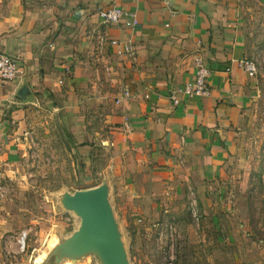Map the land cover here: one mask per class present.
<instances>
[{
  "label": "crops",
  "instance_id": "1",
  "mask_svg": "<svg viewBox=\"0 0 264 264\" xmlns=\"http://www.w3.org/2000/svg\"><path fill=\"white\" fill-rule=\"evenodd\" d=\"M262 6L264 0H0V53L20 67L16 81H0V167L49 111L78 145H108L117 191L144 198L145 216L174 193L206 204L254 99L255 77L239 64L248 60L250 18ZM112 7L133 14L138 26L128 27L130 19L104 25L100 12ZM198 59L211 72L209 94L190 99L182 90ZM101 116L105 134L95 127ZM9 239L0 228V259Z\"/></svg>",
  "mask_w": 264,
  "mask_h": 264
},
{
  "label": "rangeland",
  "instance_id": "2",
  "mask_svg": "<svg viewBox=\"0 0 264 264\" xmlns=\"http://www.w3.org/2000/svg\"><path fill=\"white\" fill-rule=\"evenodd\" d=\"M253 16L247 59L258 68L254 99L226 173L206 204L197 200L194 212L191 198L174 193L166 203L157 199L160 211L148 206L155 216H145L144 198L117 191L109 169L116 158L108 145H78L59 113L46 111L36 128L30 126L24 148L0 167V228L11 241L0 264H103L97 254L58 262L56 249L81 226L64 207V196L104 184L112 186L110 203L130 264H264V7ZM95 121L105 134L104 117ZM127 183L121 189L128 190Z\"/></svg>",
  "mask_w": 264,
  "mask_h": 264
},
{
  "label": "water",
  "instance_id": "3",
  "mask_svg": "<svg viewBox=\"0 0 264 264\" xmlns=\"http://www.w3.org/2000/svg\"><path fill=\"white\" fill-rule=\"evenodd\" d=\"M63 205L80 218L81 226L56 249L58 262L97 254L103 264H130L107 184L74 195L66 194Z\"/></svg>",
  "mask_w": 264,
  "mask_h": 264
},
{
  "label": "built area",
  "instance_id": "4",
  "mask_svg": "<svg viewBox=\"0 0 264 264\" xmlns=\"http://www.w3.org/2000/svg\"><path fill=\"white\" fill-rule=\"evenodd\" d=\"M100 18L102 23L106 26L111 25H119L122 22H126L130 19V23L126 25L129 26H138L139 22L137 19H134L133 14L124 11L118 7H112L108 10H102L100 12ZM113 45H117V42H112ZM120 54H123L121 51ZM125 53L132 54L133 49L132 46H128L126 48ZM240 68H242L250 77H255L258 73V68L255 62L246 60L242 61L239 64ZM196 73L193 82H189L183 88L182 93L192 99L196 97H205L209 94V86L208 79L211 75V72L208 68L205 67L204 63L198 59L196 60ZM20 67L18 61L14 60L10 56L6 54L0 53V81L3 83H12L19 78ZM123 98L130 100L132 99V94L128 91L123 93ZM175 105L179 104V101L176 98L172 99ZM193 211L197 212V203L195 199H192ZM26 237L22 238L25 240ZM26 242V241H25ZM20 243V242H19ZM22 243V242H21ZM23 249L25 245H22Z\"/></svg>",
  "mask_w": 264,
  "mask_h": 264
},
{
  "label": "bare ground",
  "instance_id": "5",
  "mask_svg": "<svg viewBox=\"0 0 264 264\" xmlns=\"http://www.w3.org/2000/svg\"><path fill=\"white\" fill-rule=\"evenodd\" d=\"M23 242H24V243H23ZM23 244H24V245H26V244H25V240H23V241H22V245H23ZM56 245H57V244H56ZM56 245H55L53 248H55V247H56Z\"/></svg>",
  "mask_w": 264,
  "mask_h": 264
}]
</instances>
